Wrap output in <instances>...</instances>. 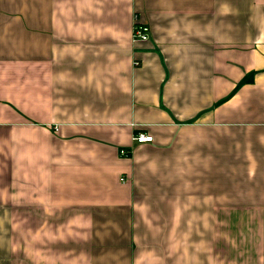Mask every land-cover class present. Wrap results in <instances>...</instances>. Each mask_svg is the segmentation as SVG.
Instances as JSON below:
<instances>
[{
    "label": "crops",
    "instance_id": "1",
    "mask_svg": "<svg viewBox=\"0 0 264 264\" xmlns=\"http://www.w3.org/2000/svg\"><path fill=\"white\" fill-rule=\"evenodd\" d=\"M0 264H264V0H0Z\"/></svg>",
    "mask_w": 264,
    "mask_h": 264
},
{
    "label": "built area",
    "instance_id": "2",
    "mask_svg": "<svg viewBox=\"0 0 264 264\" xmlns=\"http://www.w3.org/2000/svg\"><path fill=\"white\" fill-rule=\"evenodd\" d=\"M137 16H135V24L133 27V39L134 41H143L149 39L148 27L144 24H141L137 21ZM133 139L138 143L152 142L154 137L152 135L146 134L144 132L135 133ZM122 154L128 155L129 151L122 150ZM122 180L125 182L124 178Z\"/></svg>",
    "mask_w": 264,
    "mask_h": 264
}]
</instances>
